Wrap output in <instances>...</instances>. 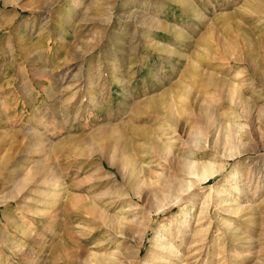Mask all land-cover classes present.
I'll use <instances>...</instances> for the list:
<instances>
[{
  "label": "rangeland",
  "instance_id": "374dc122",
  "mask_svg": "<svg viewBox=\"0 0 264 264\" xmlns=\"http://www.w3.org/2000/svg\"><path fill=\"white\" fill-rule=\"evenodd\" d=\"M254 2L264 0L0 4V264H264V6ZM196 70L231 88L204 92ZM103 128L105 158L89 156L85 142ZM145 129L162 134L169 161ZM229 130L234 157L219 146ZM190 158L224 169L176 198ZM113 160L128 162L123 174Z\"/></svg>",
  "mask_w": 264,
  "mask_h": 264
},
{
  "label": "bare ground",
  "instance_id": "6f19581e",
  "mask_svg": "<svg viewBox=\"0 0 264 264\" xmlns=\"http://www.w3.org/2000/svg\"><path fill=\"white\" fill-rule=\"evenodd\" d=\"M12 0H0V4L2 3V5H6L7 3L11 2ZM263 1V0H262ZM257 4L258 7H262L264 6V3L263 2H254V4ZM256 6V5H255ZM256 10V9H255ZM133 13H135L134 9H132ZM130 12V13H131ZM137 12V11H136ZM258 12V11H257ZM261 12V10H260ZM138 17L141 15L143 16L144 13L141 12V13H137ZM3 16L0 17V27L1 25L3 24V21L6 20L5 18H2ZM137 18V17H136ZM227 19V18H226ZM8 22V21H7ZM228 22H232L233 23V29L236 33H238L239 35L240 34H243V31H242V26L231 16L228 18ZM2 23V24H1ZM230 34V33H229ZM242 37V36H241ZM249 37V36H248ZM232 38V37H231ZM247 38V37H246ZM243 39V38H241ZM248 40V39H247ZM239 41V40H238ZM249 41V40H248ZM225 42V41H224ZM247 43V41H246ZM249 43V42H248ZM244 44V43H243ZM229 46V45H228ZM225 50L227 52V54L230 56L231 54H233L232 52V49L230 47H227L225 46ZM250 51V50H249ZM236 53V51H235ZM252 53V51L250 52ZM235 55V54H234ZM236 56V55H235ZM258 57V56H257ZM233 58V57H232ZM237 59V58H236ZM233 60V59H232ZM237 61V60H236ZM199 78H202L203 80H205L206 82V85L203 86L202 90L204 92H207L206 89H209V87H215L218 91L220 89H222L221 91H223V88H231L230 86V83L228 80L225 79V77H221L219 75L216 74V72H203V71H198L196 70L195 72ZM72 74V73H71ZM74 77V76H73ZM89 82L91 81L90 78L88 77L87 79ZM86 80V81H87ZM94 80V79H93ZM97 80V79H96ZM93 82V81H92ZM232 83V82H231ZM234 84V83H233ZM235 86V84H234ZM184 89V92H183V97L189 105L191 103H194V100H193V94L190 92L189 89ZM226 89V91H227ZM236 90V88H234ZM225 90V89H224ZM229 91V90H228ZM222 93V92H221ZM206 95V94H205ZM211 96V95H210ZM162 99V98H161ZM160 99V100H161ZM196 100V99H195ZM162 101V100H161ZM197 102V101H195ZM198 103V102H197ZM145 105V103H142ZM140 105V106H143V105ZM148 106L151 107V112L154 114V113H159L161 115H163L165 118H168L169 121L173 124H176L177 122V119L174 117V114H173V110L174 108H172V106L170 107L168 103H162L161 106L158 105V101H148ZM161 104V103H160ZM140 106L138 108H140ZM147 106V105H146ZM185 106V105H184ZM136 108V107H135ZM1 109V108H0ZM207 109V108H206ZM204 110V109H203ZM178 112V111H177ZM194 113V112H192ZM160 115V116H161ZM176 115V114H175ZM36 118V117H35ZM178 124V123H177ZM144 129V128H142ZM141 130V129H140ZM143 133L145 134V139L146 141H148L149 143V146L150 148L155 151L157 154H159V156H161L162 158H164L165 160L169 161V150L170 148L168 146L165 145V141L162 137V134L160 135H154L153 133L155 132H151L150 130L148 129H145L143 130ZM107 132L106 130L103 128L95 137L94 140L90 141V142H85V150L88 151V155L89 156H93V155H98L100 156L101 158H105V151L103 149V143L105 142V140H107ZM226 137L224 138V141H222V145H219L221 147H223L224 149L226 148V151L229 152V154L227 155L228 157H234V153L233 152V146H234V142H235V136H234V133L229 130L228 132H226ZM1 136V135H0ZM199 136V134H198ZM201 137V136H200ZM219 138V137H218ZM7 139L3 137V135L1 136L0 138V146L3 144L4 141H6ZM197 140V139H196ZM9 141V140H8ZM219 142V141H218ZM9 147L10 146H17V141H16V138H14V135L12 136V138L10 139L9 141ZM147 143V145H148ZM216 144V143H215ZM146 147V146H145ZM10 151V150H9ZM218 151V150H217ZM224 151V150H223ZM222 151V152H223ZM220 152V151H219ZM150 158V157H148ZM130 160V159H129ZM135 161V160H134ZM17 162H19V159H17ZM127 163L128 162H124V163H121V164H117L114 160L113 161H108V164L112 167H115L118 172L122 173L123 174V171H125V167L127 166ZM133 163V162H132ZM13 165H16V164H13ZM3 166V164H2ZM1 166V167H2ZM15 167V166H14ZM17 167V166H16ZM180 169H181V172H182V175L180 177V179H176V181L174 182V191H176L175 193H177V196L176 198L179 197V194H181L182 192H188L189 190H191L192 188H194L196 182L195 180L197 181H200V180H203V179H208L210 177H213L215 176L217 173H219L220 171H222L224 169V165L222 166H216L214 164V162L211 161L210 158H207V159H204V160H200V161H197L194 160V159H188L186 161H184L182 163V165L180 166ZM39 172V167L38 165H36V167L33 169V173L34 174H37ZM138 173H140L137 165L135 166V168H131V174H130V178L131 179H138ZM15 175V174H14ZM19 174L12 177L14 178L13 181H18V182H26V179H21L19 181ZM123 178V177H122ZM8 179V178H7ZM12 180V179H10ZM115 180H118L119 179H115ZM126 180V179H125ZM121 181V180H120ZM126 183H128V180H126ZM126 183H124V185H126ZM140 184V183H139ZM131 185V184H130ZM135 187V186H134ZM129 190V189H128ZM131 191H133V189H131ZM9 193V192H8ZM134 193V192H133ZM136 193V192H135ZM11 194V193H9ZM185 194V193H184ZM128 195V194H127ZM181 196V195H180ZM138 197V196H137ZM72 198V197H71ZM180 198V197H179ZM177 200V199H176ZM75 201V198H72V202ZM161 241V249L164 250V253L165 251L166 252H169L170 249L172 248V245L170 244V240H166L164 239L163 240H160ZM163 255V254H162ZM163 258V257H162Z\"/></svg>",
  "mask_w": 264,
  "mask_h": 264
}]
</instances>
